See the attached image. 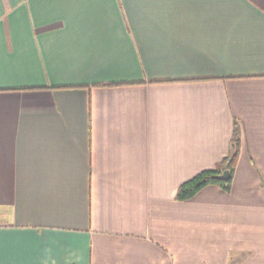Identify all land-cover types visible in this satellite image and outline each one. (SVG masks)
<instances>
[{"label": "crops", "instance_id": "1", "mask_svg": "<svg viewBox=\"0 0 264 264\" xmlns=\"http://www.w3.org/2000/svg\"><path fill=\"white\" fill-rule=\"evenodd\" d=\"M235 138L230 190L178 200ZM0 234L13 264H264V0H0Z\"/></svg>", "mask_w": 264, "mask_h": 264}, {"label": "trees", "instance_id": "2", "mask_svg": "<svg viewBox=\"0 0 264 264\" xmlns=\"http://www.w3.org/2000/svg\"><path fill=\"white\" fill-rule=\"evenodd\" d=\"M235 132H237V130H235ZM233 143L234 147H232L230 154L215 168L203 170L191 179L184 181L179 186L176 198L178 200H188L194 197L202 188L210 184H217L226 190H230L233 181V173L239 156L236 138ZM225 171H228L229 174L227 177H222Z\"/></svg>", "mask_w": 264, "mask_h": 264}, {"label": "snow or ice", "instance_id": "3", "mask_svg": "<svg viewBox=\"0 0 264 264\" xmlns=\"http://www.w3.org/2000/svg\"><path fill=\"white\" fill-rule=\"evenodd\" d=\"M7 241L4 234H0V264H13V262L5 259Z\"/></svg>", "mask_w": 264, "mask_h": 264}, {"label": "water", "instance_id": "4", "mask_svg": "<svg viewBox=\"0 0 264 264\" xmlns=\"http://www.w3.org/2000/svg\"><path fill=\"white\" fill-rule=\"evenodd\" d=\"M228 174H229V172H228V171H225V172L223 173L222 177H227Z\"/></svg>", "mask_w": 264, "mask_h": 264}]
</instances>
